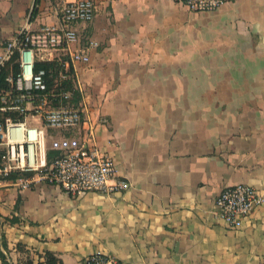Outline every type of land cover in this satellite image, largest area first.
Segmentation results:
<instances>
[{
	"label": "crops",
	"instance_id": "crops-1",
	"mask_svg": "<svg viewBox=\"0 0 264 264\" xmlns=\"http://www.w3.org/2000/svg\"><path fill=\"white\" fill-rule=\"evenodd\" d=\"M74 64L93 143L130 187L70 196L0 180V264H264V202L228 227L214 200L264 197V0L193 12L172 0H95ZM58 0H0V52L20 28L56 24Z\"/></svg>",
	"mask_w": 264,
	"mask_h": 264
},
{
	"label": "built area",
	"instance_id": "built-area-1",
	"mask_svg": "<svg viewBox=\"0 0 264 264\" xmlns=\"http://www.w3.org/2000/svg\"><path fill=\"white\" fill-rule=\"evenodd\" d=\"M172 1L193 12H214L232 0ZM56 9V24L20 28L1 48L6 86L0 88V180L20 188L46 183L70 196L122 192L130 183L118 175L114 159L93 143L94 128L83 130L82 106L72 99L80 93L74 64L88 62L87 48L96 46L87 40L71 49L79 42L75 24L93 20L95 0H58ZM263 202L262 194L244 183L224 187L214 200L218 217L235 229ZM82 264L123 263L95 252Z\"/></svg>",
	"mask_w": 264,
	"mask_h": 264
},
{
	"label": "trees",
	"instance_id": "trees-1",
	"mask_svg": "<svg viewBox=\"0 0 264 264\" xmlns=\"http://www.w3.org/2000/svg\"><path fill=\"white\" fill-rule=\"evenodd\" d=\"M45 66H46L48 69L51 67L50 64H45ZM52 68H53V67H51V69H52ZM5 74H6L5 71H2V72L0 73V88L6 86V84H5V82H4ZM72 96H73L72 99H73L74 101H78V100H79V94H78L77 92H74V93L72 94ZM49 154H51V152H50ZM45 255H46V264H59V263H60V259L57 258L53 253H51V252H46Z\"/></svg>",
	"mask_w": 264,
	"mask_h": 264
}]
</instances>
